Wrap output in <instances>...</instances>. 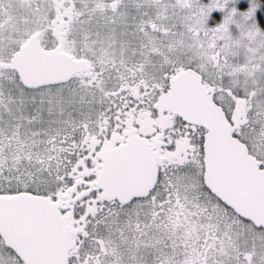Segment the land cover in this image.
<instances>
[{"label":"snow or ice","instance_id":"6c2138e0","mask_svg":"<svg viewBox=\"0 0 264 264\" xmlns=\"http://www.w3.org/2000/svg\"><path fill=\"white\" fill-rule=\"evenodd\" d=\"M238 3L0 0V264H264V0Z\"/></svg>","mask_w":264,"mask_h":264},{"label":"rangeland","instance_id":"374dc122","mask_svg":"<svg viewBox=\"0 0 264 264\" xmlns=\"http://www.w3.org/2000/svg\"><path fill=\"white\" fill-rule=\"evenodd\" d=\"M237 6L239 8H241V9L246 8L248 6L247 0H239V3H238ZM259 13H262V16H261V17H263V20L262 21L260 20ZM214 15H216L217 17H219L221 14L217 12V13H214ZM257 19H258V22L260 20V22H259L260 23V26L262 28H264V3H262V7L257 11Z\"/></svg>","mask_w":264,"mask_h":264},{"label":"flooded vegetation","instance_id":"af4514ba","mask_svg":"<svg viewBox=\"0 0 264 264\" xmlns=\"http://www.w3.org/2000/svg\"><path fill=\"white\" fill-rule=\"evenodd\" d=\"M259 16H260V20H263V17H261L262 13H259ZM260 20H259V22H260Z\"/></svg>","mask_w":264,"mask_h":264},{"label":"trees","instance_id":"16d2710c","mask_svg":"<svg viewBox=\"0 0 264 264\" xmlns=\"http://www.w3.org/2000/svg\"><path fill=\"white\" fill-rule=\"evenodd\" d=\"M262 21V20H261Z\"/></svg>","mask_w":264,"mask_h":264}]
</instances>
